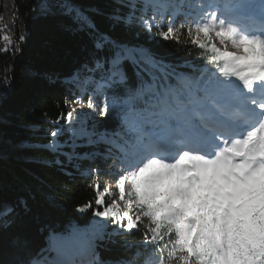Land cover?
Here are the masks:
<instances>
[{
	"label": "snow or ice",
	"instance_id": "6c2138e0",
	"mask_svg": "<svg viewBox=\"0 0 264 264\" xmlns=\"http://www.w3.org/2000/svg\"><path fill=\"white\" fill-rule=\"evenodd\" d=\"M118 2L129 12L112 14L108 31H100L79 10L63 13H74L75 22L94 37L91 64L83 70L100 72L104 87L126 84L125 62L138 75L145 65L164 72L170 67L150 49L128 41L126 33L134 20L149 35L156 28V35L165 41L187 29L192 45L220 66L218 74L215 68L211 70L214 74L205 82L202 97H184L183 90L173 86L158 90L153 83L141 84L123 99L125 122L137 136L130 151L121 149L124 163L123 170L118 169L116 188L121 201L126 200V188L130 191L128 202L137 211L133 217L114 203L95 215L111 216L117 225L124 221L122 228L127 231H138L146 219L142 235L154 251L163 247L166 237L171 241L170 250L157 264H264V24L258 32H246L237 23L247 11L258 12L264 22V0H227L223 10L221 0H209L203 7L205 15L186 18L175 27L169 23L166 30L154 19L155 12L147 19L135 15L137 0ZM147 3L144 0L142 13ZM53 7L49 5L42 14L54 15ZM229 47L235 51H228ZM144 96H148L144 107L136 108L134 101ZM76 102H84L83 97ZM86 106L98 117L109 114L107 95L99 105L89 96ZM61 119L71 126L81 116L69 111ZM146 125H151L150 130H145ZM84 133L91 136L86 129ZM60 134L52 131L50 136L55 141ZM111 135L120 133H105L99 141L89 138L88 143H110ZM177 141L181 145L178 155H165ZM73 145L81 146L74 140ZM67 155L73 158L72 153ZM96 188L95 204L105 205L98 184ZM258 210L260 216L255 215ZM18 216L15 206L0 207V226L14 223ZM257 220L262 223L258 225Z\"/></svg>",
	"mask_w": 264,
	"mask_h": 264
},
{
	"label": "trees",
	"instance_id": "16d2710c",
	"mask_svg": "<svg viewBox=\"0 0 264 264\" xmlns=\"http://www.w3.org/2000/svg\"><path fill=\"white\" fill-rule=\"evenodd\" d=\"M40 1L0 0V207L15 206L19 212L14 223L0 226V264H34L43 252H53L58 262H67L60 245L63 239L74 243L76 256L89 246L98 264H153L166 256L171 241L166 237L163 247L154 251L142 235L146 219L138 231H127L122 228L126 222L117 228L111 216L107 221L95 215L110 207L104 187H116L125 155L118 150H126L133 142L126 135L127 106L122 101L141 84L155 83L158 90L175 84L181 89L176 83L181 77L177 71L187 83L197 82L211 68L209 54L192 45L187 29L174 32L165 41L156 35L157 29L149 35L134 20L126 33L128 41L150 49L170 67L164 72L145 65L138 75L125 62L126 84L104 87L97 99L99 105L107 95L110 108L107 117H96L94 141L105 133L120 135L110 136L113 145L90 144L69 164L66 145L70 135L60 137L61 148L52 151L50 133L58 131L69 105L76 107L72 78L85 64H91L94 37L89 29L80 28L74 13L63 14L66 8L60 0L50 2L55 6L54 15H43ZM68 1L100 31L110 29L112 14L129 12L118 0ZM137 5L135 15L148 18L150 13L140 10L144 0H137ZM112 97L116 98L114 104ZM146 99L148 96L136 99L135 107L143 108ZM97 184L105 205L95 204ZM136 211L132 206L133 217ZM72 235L80 241H71Z\"/></svg>",
	"mask_w": 264,
	"mask_h": 264
},
{
	"label": "rangeland",
	"instance_id": "374dc122",
	"mask_svg": "<svg viewBox=\"0 0 264 264\" xmlns=\"http://www.w3.org/2000/svg\"><path fill=\"white\" fill-rule=\"evenodd\" d=\"M158 1H159V0H158ZM158 1H157V0H148V6L151 8L152 17H153V13L155 12V17H154V19L156 18L157 14H158V11L156 10V6L161 5ZM40 2H41L40 7H41L42 11L44 12V11L49 7L51 0H41ZM53 3H54V2H53ZM54 4H57V3H54ZM61 5H62V4H61ZM164 12H165V10H162L161 13L159 14V15H160V20H159V22L163 21V19L165 18V16H164ZM156 22H157V21H156ZM159 22H158V23H159ZM169 23H173V18H172V17H170ZM215 42H217V40H216ZM229 49H230L231 51H235V50L232 49L231 47H229ZM91 75H92V73L89 74V76H91ZM72 81H73V84H74V85L77 84L76 79H72ZM87 83L90 85V84L92 83V80H88V81L84 80V82H83V88H81V90H84V88L87 86ZM85 85H86V86H85ZM103 87H104V86H103V84H102L101 82L98 83V84H97V87L95 88V93H96V92H99L100 89H102ZM72 96H74V94H73ZM79 96H80V97L82 96L83 99L85 98L83 92H81V94H80ZM91 96H92L93 99L95 100V95H94V94H91ZM76 99H77V98H76ZM76 105H77V108H78L79 111H80L79 114H80V116H81V119H80V120H77V121L74 120V121H73V124H72L71 126H74V125L78 122V123H81V124L85 127L86 123L91 122V125L94 127V124H92V123L95 121V119H96V117H97L96 113L92 112V110H90V109H88L87 107H85V106L83 105V102H82V103H77V102H76ZM68 109H69V111H72V112H73V108H72L70 105H69ZM84 114H89V115H88L87 117H85ZM76 115H77V114L75 113L74 116H76ZM59 124H60V133H61L59 136H63L64 133H65V134H68V133H69V134L72 135L70 141L77 140V139H75V137H77V136H78V137L83 136L82 134H80L81 132L78 133V134H80V135L74 133V131L71 130V126H69L68 124L65 123V120H61V122H59ZM64 129H65V130H64ZM81 130H83V129H81ZM56 138H57V137H56ZM53 143H55L56 145H60L59 142H57V141H53ZM53 143H52V144H53ZM52 144H51V145H52ZM66 147H68V149H72L71 147L69 148V144L66 145ZM49 149H51L52 151H56L58 148L50 147V146H49ZM73 159H74V158H72L71 160H73ZM74 161H75V160H74ZM68 163H69V162H68ZM69 164H71V163H69ZM103 194H105V195L108 197L109 201L112 202V205H113L114 203L119 205V200H117V198H116V196H117L119 193H118V189H117L116 187H113V186H110V185L105 186V187H104V192H103ZM130 195H131L130 191H128L127 188H126V198H127V197L129 198ZM130 209H131V205H127V206H126V205H122V206L120 205V210H121L122 212H127V213L130 214ZM255 214H256V213H255ZM258 215H260V213H258ZM256 223L259 225L260 223H262V221H261V220H257ZM69 238H70V240L73 241V242L80 241V240L78 239L77 236H73V235H72V236H69ZM61 247L64 248L65 250H67L68 253L73 252V246H72L70 243L66 242V241H63V242H62ZM68 253H66L67 256H68ZM71 263H72V262H71Z\"/></svg>",
	"mask_w": 264,
	"mask_h": 264
},
{
	"label": "bare ground",
	"instance_id": "6f19581e",
	"mask_svg": "<svg viewBox=\"0 0 264 264\" xmlns=\"http://www.w3.org/2000/svg\"><path fill=\"white\" fill-rule=\"evenodd\" d=\"M256 213H260L259 210Z\"/></svg>",
	"mask_w": 264,
	"mask_h": 264
}]
</instances>
